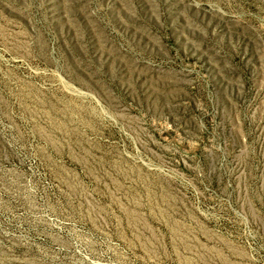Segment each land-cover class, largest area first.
Listing matches in <instances>:
<instances>
[{
  "label": "rangeland",
  "instance_id": "374dc122",
  "mask_svg": "<svg viewBox=\"0 0 264 264\" xmlns=\"http://www.w3.org/2000/svg\"><path fill=\"white\" fill-rule=\"evenodd\" d=\"M0 264H264V0H0Z\"/></svg>",
  "mask_w": 264,
  "mask_h": 264
}]
</instances>
